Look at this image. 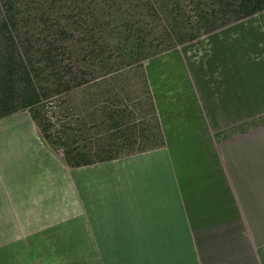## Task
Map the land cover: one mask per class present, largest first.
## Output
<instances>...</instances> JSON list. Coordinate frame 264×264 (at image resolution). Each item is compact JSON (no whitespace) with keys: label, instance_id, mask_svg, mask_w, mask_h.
I'll list each match as a JSON object with an SVG mask.
<instances>
[{"label":"crops","instance_id":"crops-1","mask_svg":"<svg viewBox=\"0 0 264 264\" xmlns=\"http://www.w3.org/2000/svg\"><path fill=\"white\" fill-rule=\"evenodd\" d=\"M241 28L145 63L164 148L73 169L29 113L0 120V264H264V20Z\"/></svg>","mask_w":264,"mask_h":264},{"label":"trees","instance_id":"trees-1","mask_svg":"<svg viewBox=\"0 0 264 264\" xmlns=\"http://www.w3.org/2000/svg\"><path fill=\"white\" fill-rule=\"evenodd\" d=\"M262 12L264 0H0V120L27 111L73 169L164 148L145 63ZM81 89L82 105L59 103Z\"/></svg>","mask_w":264,"mask_h":264},{"label":"rangeland","instance_id":"rangeland-1","mask_svg":"<svg viewBox=\"0 0 264 264\" xmlns=\"http://www.w3.org/2000/svg\"><path fill=\"white\" fill-rule=\"evenodd\" d=\"M263 20H264V13H260L256 16L251 17V18H248V19L239 21L237 23L231 24L230 25L231 27H228L225 29L223 28L221 30H218V31L210 34V35L203 36V37L199 38L198 40H196L195 42H191L189 44L178 47L177 49H175L173 51L167 52L168 54H166V53H164V54H165V56L171 57L173 59H179L181 57H185V56L188 57V56H192V55L204 56L205 53L210 52V55L213 54V56H217V57L221 58L223 56V51H222L223 42L230 41V42H232V44L234 42H237L238 36H240V35L244 36V32H243L244 29L241 28L242 26L244 27L246 25L255 24V23L262 24ZM233 46L236 47L237 44L235 43V45H233ZM229 51L231 54H233L232 56H235V58H233V60L238 58V55H239L238 52H236L233 49H229ZM239 52H240V50H239ZM162 55H159V56H162ZM156 60L157 59H154L153 61H151L150 64H148V67L153 68L151 70L152 72L158 73L159 71L157 70V68H158L159 62H157ZM173 64L174 63H172L171 65H167L166 66L167 69H165V70L170 72V73L177 72L178 67H174ZM160 71H164V70H160ZM85 93L88 94V96H89V94L91 92L88 91ZM82 95H83V92L81 89V90L75 91L69 95H64L60 99L59 103H62V101L66 102V104H62L63 107L72 106V105L73 106H80V105H82ZM24 112L26 113L27 111H24ZM27 114H28V112H27ZM20 116H21V114L18 117H15V119H17V120L23 119ZM263 120H264V118H263ZM14 227L7 225L6 231L7 232L13 231ZM24 231H26V230L24 229Z\"/></svg>","mask_w":264,"mask_h":264}]
</instances>
